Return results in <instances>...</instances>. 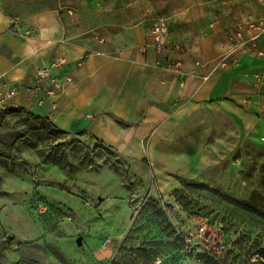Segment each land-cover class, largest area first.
I'll use <instances>...</instances> for the list:
<instances>
[{
	"label": "rangeland",
	"instance_id": "rangeland-1",
	"mask_svg": "<svg viewBox=\"0 0 264 264\" xmlns=\"http://www.w3.org/2000/svg\"><path fill=\"white\" fill-rule=\"evenodd\" d=\"M54 124L0 113V264H264V90L123 149Z\"/></svg>",
	"mask_w": 264,
	"mask_h": 264
},
{
	"label": "crops",
	"instance_id": "crops-1",
	"mask_svg": "<svg viewBox=\"0 0 264 264\" xmlns=\"http://www.w3.org/2000/svg\"><path fill=\"white\" fill-rule=\"evenodd\" d=\"M158 16L170 18L172 44L163 54L141 49ZM248 16L264 17V0H0V92L16 89L10 108L105 145L148 142L182 106L240 103L264 90L246 77L264 71L254 56L216 69L231 48L227 30ZM59 57L68 63L54 72L73 81L39 105L30 94L37 72ZM164 59L180 60L182 71L158 67Z\"/></svg>",
	"mask_w": 264,
	"mask_h": 264
},
{
	"label": "built area",
	"instance_id": "built-area-1",
	"mask_svg": "<svg viewBox=\"0 0 264 264\" xmlns=\"http://www.w3.org/2000/svg\"><path fill=\"white\" fill-rule=\"evenodd\" d=\"M13 29L18 32L19 28L16 19L13 21ZM150 41L141 46V49L153 48L158 53H165L172 44L170 39V18L158 16L152 19L150 30ZM230 37L231 48L226 56L216 65L217 70H223L236 63L239 55L247 54L254 56L264 63V17L254 18L248 16L245 20H240L233 24L232 28L227 30ZM174 50L182 51L183 48L175 43ZM68 62L59 57L55 59L50 66L38 70L36 84L30 90L32 97L37 99L39 105H43L45 101L51 100L61 95L67 87L72 83L73 77L66 75H57L54 70L64 67ZM156 65L166 71L181 72L182 62L180 60L164 59L157 61ZM253 84L255 87L264 84V71L254 73ZM17 96V90L9 88L8 92H0V113L9 106V100ZM37 208L40 213L46 210L44 204L37 201Z\"/></svg>",
	"mask_w": 264,
	"mask_h": 264
},
{
	"label": "bare ground",
	"instance_id": "bare-ground-1",
	"mask_svg": "<svg viewBox=\"0 0 264 264\" xmlns=\"http://www.w3.org/2000/svg\"><path fill=\"white\" fill-rule=\"evenodd\" d=\"M103 251H104V253L107 255L108 251H106V250H103ZM99 255H100L101 257L103 256L102 253H99Z\"/></svg>",
	"mask_w": 264,
	"mask_h": 264
},
{
	"label": "trees",
	"instance_id": "trees-1",
	"mask_svg": "<svg viewBox=\"0 0 264 264\" xmlns=\"http://www.w3.org/2000/svg\"><path fill=\"white\" fill-rule=\"evenodd\" d=\"M11 110V109H10ZM13 110V109H12ZM19 110H22V111H26V109H24V108H19Z\"/></svg>",
	"mask_w": 264,
	"mask_h": 264
}]
</instances>
